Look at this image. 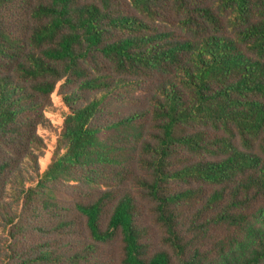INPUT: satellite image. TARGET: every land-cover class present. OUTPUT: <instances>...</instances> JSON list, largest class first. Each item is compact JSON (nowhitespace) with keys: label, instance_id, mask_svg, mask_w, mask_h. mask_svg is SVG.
Returning <instances> with one entry per match:
<instances>
[{"label":"trees","instance_id":"trees-1","mask_svg":"<svg viewBox=\"0 0 264 264\" xmlns=\"http://www.w3.org/2000/svg\"><path fill=\"white\" fill-rule=\"evenodd\" d=\"M0 264H264V0H0Z\"/></svg>","mask_w":264,"mask_h":264},{"label":"rangeland","instance_id":"rangeland-1","mask_svg":"<svg viewBox=\"0 0 264 264\" xmlns=\"http://www.w3.org/2000/svg\"><path fill=\"white\" fill-rule=\"evenodd\" d=\"M57 89L52 93L51 95V101L53 106L55 107H60L61 103L58 97L56 96ZM44 116L51 121L52 124L57 125L61 121L60 117L58 115L51 114V112H45ZM37 134L41 136L45 142L48 144L47 146V151H44V154L39 160V169L40 171H44L50 162L51 155H52V150L54 148V143L56 142V137L53 135V133L48 132L46 129L43 130L39 128L37 130Z\"/></svg>","mask_w":264,"mask_h":264},{"label":"built area","instance_id":"built-area-1","mask_svg":"<svg viewBox=\"0 0 264 264\" xmlns=\"http://www.w3.org/2000/svg\"><path fill=\"white\" fill-rule=\"evenodd\" d=\"M61 121V120H60ZM60 124V123H59ZM59 124H57V125H59Z\"/></svg>","mask_w":264,"mask_h":264}]
</instances>
